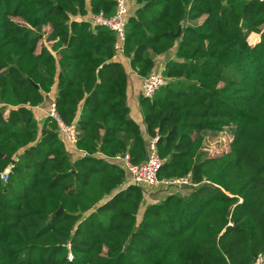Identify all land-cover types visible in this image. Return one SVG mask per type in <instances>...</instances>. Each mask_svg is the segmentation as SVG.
<instances>
[{
  "label": "trees",
  "instance_id": "trees-1",
  "mask_svg": "<svg viewBox=\"0 0 264 264\" xmlns=\"http://www.w3.org/2000/svg\"><path fill=\"white\" fill-rule=\"evenodd\" d=\"M131 1L121 53L131 70L154 73L176 47L166 85L139 97L148 140L158 136V180L189 175L194 186L157 187V199L114 160L139 165L148 144L115 35L89 21L110 17L115 0H0V173L10 167L0 264H255L264 254V3ZM53 88L60 120L77 126L75 160L56 122L33 115ZM224 130L227 151L205 156V134Z\"/></svg>",
  "mask_w": 264,
  "mask_h": 264
},
{
  "label": "built area",
  "instance_id": "built-area-1",
  "mask_svg": "<svg viewBox=\"0 0 264 264\" xmlns=\"http://www.w3.org/2000/svg\"><path fill=\"white\" fill-rule=\"evenodd\" d=\"M258 1L264 3V0H249ZM129 14L128 0H115L114 12L110 17H106L103 13H98L89 16V21L93 26H99L106 28L114 33L116 42L115 49L118 53H122V47L125 42V26L127 23ZM166 79L161 72H154L148 76L142 78L140 95L145 99H152L155 94L166 85ZM47 116L52 118L57 124V132L60 138L69 146L75 147L77 143V126L72 124L70 126L65 125L59 118L54 100L50 102L47 109ZM158 136L148 140L146 156L147 159L139 164L135 165L131 163L128 154L117 156L114 158L115 161L119 162L122 168L128 173L129 183L134 185H142L147 188H157L160 186L174 187L179 190L185 187L194 186L191 182L189 175L183 178H176L166 181L158 180V172L162 166V161L159 158L156 150V142ZM10 173V167L7 168L3 173H0V180L5 183ZM67 260L71 262L73 256L69 252ZM257 263V260L255 264Z\"/></svg>",
  "mask_w": 264,
  "mask_h": 264
},
{
  "label": "crops",
  "instance_id": "crops-1",
  "mask_svg": "<svg viewBox=\"0 0 264 264\" xmlns=\"http://www.w3.org/2000/svg\"><path fill=\"white\" fill-rule=\"evenodd\" d=\"M128 4H129V0H128ZM134 8H135V5L132 9H134ZM175 52H176V47H174L170 52L156 57L155 58L154 71L162 73V71L165 68V65L168 61H175L176 60ZM115 60L120 61L123 64L125 71L127 73L128 81H127V89H126V104H127L128 109H129L130 117L138 125L143 137L146 140H148V136H147L146 131H145V125L143 123V117L141 115L140 107H139V97H140L142 78L137 76L131 70V68L129 66V60L127 58H124L121 53H119V55H117L115 57ZM56 93H57V90L55 88H53L51 93H49L46 96V100L43 102V104L36 107V108H33V115L39 124H42L44 119L47 117L48 106H49L50 102L55 100ZM68 150L71 154L72 160H75L78 157L83 155V153L76 151L75 147L69 146ZM146 189H147L148 193H151L154 196L157 195L156 196L157 199H158V195L164 194V193H161V194L157 193L158 189H160V188H146ZM155 200H156L155 198L148 196L146 204L153 203V202H155ZM143 210H142V212H143ZM256 264H264V254L261 255L257 259Z\"/></svg>",
  "mask_w": 264,
  "mask_h": 264
},
{
  "label": "rangeland",
  "instance_id": "rangeland-1",
  "mask_svg": "<svg viewBox=\"0 0 264 264\" xmlns=\"http://www.w3.org/2000/svg\"><path fill=\"white\" fill-rule=\"evenodd\" d=\"M129 6H130L131 11H132L134 4L132 3L131 0H129ZM43 30L46 31L47 29L44 28ZM40 38H41L40 39V46H44L45 48L49 49L50 48L49 43L46 42L45 37L41 34ZM258 38H259V36L252 34L248 37L247 40H248V43L250 45H254L256 42H258ZM231 139H232V136H231L230 132H228L227 130H224L222 133H219L218 135H214V136L211 135V133H206L205 134V142L203 145V151L202 152L204 153L205 156H208V157L209 156L210 157L218 156V155L227 151L228 144H229ZM159 190L160 189H158V191ZM159 193L161 194L164 192H163V190L162 191L160 190ZM146 200H147V198L145 199V201ZM145 206H146V204L142 205V208H141L140 213L138 215V221L140 220L142 210L144 209Z\"/></svg>",
  "mask_w": 264,
  "mask_h": 264
},
{
  "label": "water",
  "instance_id": "water-1",
  "mask_svg": "<svg viewBox=\"0 0 264 264\" xmlns=\"http://www.w3.org/2000/svg\"><path fill=\"white\" fill-rule=\"evenodd\" d=\"M180 32H181V30H180V28H179L177 34L175 35L176 38H178V37L180 36ZM146 159H147V156L145 155L144 160H146ZM59 212H61V210H59L58 213H59Z\"/></svg>",
  "mask_w": 264,
  "mask_h": 264
}]
</instances>
